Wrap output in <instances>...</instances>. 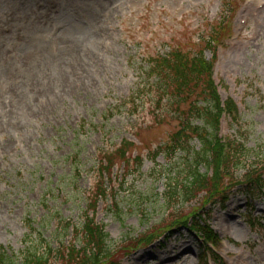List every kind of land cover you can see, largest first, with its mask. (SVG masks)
<instances>
[{
	"label": "rangeland",
	"instance_id": "rangeland-1",
	"mask_svg": "<svg viewBox=\"0 0 264 264\" xmlns=\"http://www.w3.org/2000/svg\"><path fill=\"white\" fill-rule=\"evenodd\" d=\"M260 3L264 0L245 6L244 0H0V248L15 264H23L27 250L68 246L73 232L66 223L82 225L90 209L85 190L97 176V151L123 138L136 143L131 158L140 154L144 160L140 171L127 162L125 170L133 169L117 187L119 208L109 200L110 208L100 203L95 211L114 257L120 259L127 245L155 235L166 224L160 222L171 219L174 211L161 202L166 161L159 157L154 166L147 155L148 148L169 142L179 126L166 118L145 127L157 108L155 95L141 91L139 108L132 109L142 81L138 67L143 68V56H162L179 45L191 49L226 16L233 33L242 20L248 23L240 39L228 43L226 36L228 47L219 51L214 77L222 100L238 103L248 145L264 144V10L255 18ZM203 48V42L193 45ZM211 56L205 51L207 60ZM125 103L132 114L113 116L114 106ZM138 123L143 131L135 129ZM235 126L224 122L222 134H235ZM114 160L112 175L121 176L124 162ZM212 211L211 227L223 238L229 231L232 240L220 244L223 264H264V199L249 205L237 194L225 209ZM200 241L192 232L176 231L123 264H198Z\"/></svg>",
	"mask_w": 264,
	"mask_h": 264
},
{
	"label": "trees",
	"instance_id": "trees-1",
	"mask_svg": "<svg viewBox=\"0 0 264 264\" xmlns=\"http://www.w3.org/2000/svg\"><path fill=\"white\" fill-rule=\"evenodd\" d=\"M223 28L221 24L220 27H213L208 33L209 36L206 33V48H213L220 41ZM182 48L178 46L164 57H152L143 64L142 69L138 67L142 81L136 87V91H147L150 96L156 87L155 98L160 103L165 102L164 117L177 119L181 125L171 142L162 146L163 153L169 160L166 168H163L166 171L165 195L161 202L168 207V212L174 211L171 219L177 220L178 225L187 221V216L183 215L181 209L186 203L197 199L201 193L205 194L204 197L213 199L223 193L226 181H236L234 187L241 186L258 195L254 189L258 187V181L264 175L256 174L260 169H264V144L250 148L246 144L247 140L244 143L238 138H232L228 142V152L223 157L224 146L218 136L222 108L212 83V64L206 61L204 49L196 51L193 48ZM193 96L199 99L194 102ZM137 99H141V96ZM188 102L189 108L180 111L181 105ZM168 105L171 111L175 113V109L177 114L169 111ZM197 122L199 125L195 124ZM222 159H225L224 169L219 172ZM204 168L207 170L202 172ZM242 169L245 172L238 175ZM173 174L176 175L175 178H172ZM257 175V183L253 187L249 180ZM181 176H185L184 180H180ZM109 197H113L112 204L118 209L119 204L115 201L117 194H109V188L100 182L97 191L90 193L87 198L91 206L84 214L83 227L69 221L66 223L67 227L72 226L73 229L74 237L71 243L58 250L48 246L46 252L27 250L23 264H100L105 260L111 261L109 258L114 255V248L110 247L112 241L105 233L104 227L96 222L94 213L97 211V204L103 198L107 200ZM208 203L207 200L202 208ZM177 207L179 209L175 210ZM197 211L198 209L192 214H199L200 210ZM139 239L134 240V244L127 245L130 248L124 250L130 251L141 243L148 242V239ZM1 249L3 248H0V264H15Z\"/></svg>",
	"mask_w": 264,
	"mask_h": 264
}]
</instances>
